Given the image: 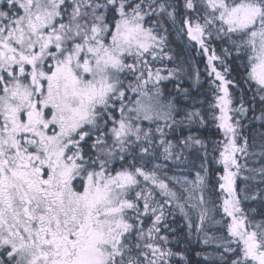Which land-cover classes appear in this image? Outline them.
Returning <instances> with one entry per match:
<instances>
[{"label": "snow or ice", "instance_id": "6c2138e0", "mask_svg": "<svg viewBox=\"0 0 264 264\" xmlns=\"http://www.w3.org/2000/svg\"><path fill=\"white\" fill-rule=\"evenodd\" d=\"M0 264H264V0H0Z\"/></svg>", "mask_w": 264, "mask_h": 264}]
</instances>
